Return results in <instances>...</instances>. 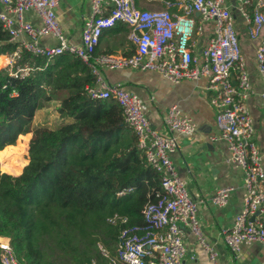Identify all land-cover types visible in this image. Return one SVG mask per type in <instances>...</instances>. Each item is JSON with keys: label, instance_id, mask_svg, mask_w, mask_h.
Masks as SVG:
<instances>
[{"label": "built area", "instance_id": "obj_1", "mask_svg": "<svg viewBox=\"0 0 264 264\" xmlns=\"http://www.w3.org/2000/svg\"><path fill=\"white\" fill-rule=\"evenodd\" d=\"M234 1L236 14L243 19L248 37L256 42L255 61L263 83L264 101V0ZM91 2L92 15L84 23L81 43L68 40L61 29L56 12L60 0H0V21L10 41L37 57L50 59L71 53L91 65L98 79L88 88V95L94 99H117L123 107L125 121L136 134L137 146L161 174L162 190L157 199L145 203L143 224H127L128 215L118 212L109 216L110 222L123 224L118 235L117 256H111V264H185L188 247L184 227L210 251V264L232 263L222 260L206 240L199 219L204 198L192 196L188 180L180 174L172 158L179 137L194 132L197 121L173 103L165 116L168 133L160 131L148 117L141 96L121 83H109L101 76L103 68L153 71L172 83L209 80L206 89L213 94L211 102L217 109L218 128L211 139H223L231 152V161L244 169V206L234 223L222 231L223 238L235 253L253 242L264 245V150L258 142L255 120L247 103L252 81L246 68L240 30L234 25L233 4L229 0H163L166 4L163 9L150 10L139 8L136 0ZM174 5L180 8L172 11ZM28 11L39 14L41 26L25 19ZM194 13H199V20ZM120 21L131 28L129 38L136 45L135 53L97 55L103 32ZM209 22L212 34L198 55L194 37L204 32L205 23ZM47 34L56 36L58 44H42L40 38ZM20 51L1 55V68L12 66ZM234 70L237 71L236 85L232 82ZM234 188L233 185L218 187L211 201L220 206L227 204ZM100 248L109 256L106 247L100 244ZM0 262L34 264L19 258L11 243L4 239H0Z\"/></svg>", "mask_w": 264, "mask_h": 264}, {"label": "trees", "instance_id": "obj_2", "mask_svg": "<svg viewBox=\"0 0 264 264\" xmlns=\"http://www.w3.org/2000/svg\"><path fill=\"white\" fill-rule=\"evenodd\" d=\"M136 4L141 8L139 0ZM107 30L120 40L103 49L105 30L97 55L117 54L118 49L128 56L135 53L126 22ZM10 38L0 21V56L21 50L12 66L0 68V159L5 170L17 172L25 162L19 149L6 146L20 134L32 136L29 162L21 173L3 171L0 164V239L34 264H111L123 224L110 222L109 216L118 212L128 215L127 224H143L145 203L162 190L161 174L137 146L117 99L88 95L98 79L91 65L71 53L37 57ZM57 99L58 114L69 119L55 127L34 125L37 109Z\"/></svg>", "mask_w": 264, "mask_h": 264}, {"label": "crops", "instance_id": "obj_3", "mask_svg": "<svg viewBox=\"0 0 264 264\" xmlns=\"http://www.w3.org/2000/svg\"><path fill=\"white\" fill-rule=\"evenodd\" d=\"M229 1L233 4L236 19L240 21L238 25L240 35L242 32L246 33L243 19L236 14L235 1ZM165 5L163 0H139V6L142 9H163ZM179 8L178 5H174L171 10L176 11ZM56 12L65 37L70 41L81 43L84 23L92 15L91 0H60ZM194 16L196 19H200L199 14L194 13ZM25 19L35 26L42 25V19L37 12L28 11L25 14ZM211 34L212 24L207 25L204 32L195 35V51L198 55H201L206 47ZM119 40L120 38L109 35L106 30L100 46L103 49H108L105 46L112 47L114 44H118ZM40 41L46 45H55L59 42L58 38L52 34L42 36ZM255 46L256 42L247 35V40L242 45L246 68L252 81V91L247 103L255 120L258 142L264 150V101L261 95L263 83L256 67ZM118 53H121L120 49H118ZM101 76L109 83H121L129 91L140 95L148 117L153 125L162 132L168 133L165 116L173 103L179 104L184 111L195 118L197 121L196 130L179 137V145L172 154V158L180 174L188 180L192 196L195 199L204 198L200 204L199 219L206 240L222 260H227L232 264H264V245L262 243L247 244L241 251L235 253L227 246L223 238L222 231L234 223L236 215L244 206V169L231 161V152L223 139H211L218 128L217 109L211 102L213 94L212 91L206 89L209 80L203 78L196 81L185 80L180 83H172L157 72L138 69L110 70L103 68ZM232 82L235 85L238 84L236 70L233 71ZM53 102L59 104L61 100L57 99ZM35 116L37 117V115ZM26 135L30 138L32 132L20 134L19 138ZM21 172L22 169L14 173ZM226 185L235 187L229 202L222 206L214 204L210 199L211 195L218 187ZM183 230L188 247L185 264H210V251L202 245L188 227H184ZM93 264H97L96 261Z\"/></svg>", "mask_w": 264, "mask_h": 264}, {"label": "rangeland", "instance_id": "obj_4", "mask_svg": "<svg viewBox=\"0 0 264 264\" xmlns=\"http://www.w3.org/2000/svg\"><path fill=\"white\" fill-rule=\"evenodd\" d=\"M212 23H205V27L207 25H211ZM240 24L239 20H234V25L237 27ZM247 40V35L246 33L242 32L241 33V45L245 44ZM3 65H0V68ZM57 106L58 103L50 101L48 103H46L42 108L37 109V117L35 116L34 118V125H41V124H48L52 127H55L57 125H59L62 121L64 120H68V117H61L60 115H58V111H57ZM28 136V135H26ZM23 137V136H22ZM18 138L16 144L13 145H7V147L9 149H11V147H13L14 149L16 148L19 149L18 151L21 152V155L23 156V158L25 159V162L21 165V169L23 170L24 166L29 162V143H30V138L28 136L27 140H25L24 138ZM23 143H25V146L23 147ZM0 164H1V169L3 171H7L5 170L2 166H3V162L0 159ZM20 169V170H21ZM9 172V171H7ZM9 173H14V172H9ZM16 174V173H15Z\"/></svg>", "mask_w": 264, "mask_h": 264}, {"label": "water", "instance_id": "obj_5", "mask_svg": "<svg viewBox=\"0 0 264 264\" xmlns=\"http://www.w3.org/2000/svg\"><path fill=\"white\" fill-rule=\"evenodd\" d=\"M197 14H199V13H197Z\"/></svg>", "mask_w": 264, "mask_h": 264}]
</instances>
